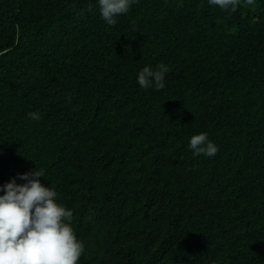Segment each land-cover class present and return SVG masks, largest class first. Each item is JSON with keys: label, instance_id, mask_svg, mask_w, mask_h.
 <instances>
[{"label": "trees", "instance_id": "16d2710c", "mask_svg": "<svg viewBox=\"0 0 264 264\" xmlns=\"http://www.w3.org/2000/svg\"><path fill=\"white\" fill-rule=\"evenodd\" d=\"M117 21L0 0V185L46 170L78 264H264V0H137ZM161 62L166 87L142 89ZM202 132L214 157L188 148Z\"/></svg>", "mask_w": 264, "mask_h": 264}, {"label": "clouds", "instance_id": "9594fccd", "mask_svg": "<svg viewBox=\"0 0 264 264\" xmlns=\"http://www.w3.org/2000/svg\"><path fill=\"white\" fill-rule=\"evenodd\" d=\"M135 3L137 0H95L101 18L111 26ZM208 4L234 13L239 0H208ZM169 71L163 62L155 68L145 65L138 72L137 83L142 89L161 91ZM28 116L40 119L38 112H29ZM188 148L197 157L211 158L219 151L203 132L189 138ZM41 177H46V170L36 167L18 174L24 183L12 178L0 185V264H78L85 253V244L72 226L73 210L59 202L57 191L45 186Z\"/></svg>", "mask_w": 264, "mask_h": 264}, {"label": "rangeland", "instance_id": "374dc122", "mask_svg": "<svg viewBox=\"0 0 264 264\" xmlns=\"http://www.w3.org/2000/svg\"><path fill=\"white\" fill-rule=\"evenodd\" d=\"M254 6L256 7V4H254Z\"/></svg>", "mask_w": 264, "mask_h": 264}]
</instances>
